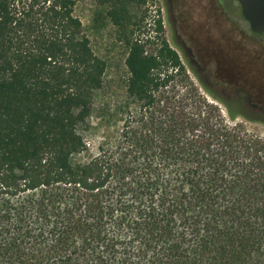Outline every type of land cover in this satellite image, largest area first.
Wrapping results in <instances>:
<instances>
[{"label":"trees","instance_id":"trees-1","mask_svg":"<svg viewBox=\"0 0 264 264\" xmlns=\"http://www.w3.org/2000/svg\"><path fill=\"white\" fill-rule=\"evenodd\" d=\"M92 1L124 34L138 107L94 154L75 126L104 65L77 0H0V264H264V136L236 118L264 120L167 91L177 53L125 32L147 0Z\"/></svg>","mask_w":264,"mask_h":264},{"label":"rangeland","instance_id":"rangeland-1","mask_svg":"<svg viewBox=\"0 0 264 264\" xmlns=\"http://www.w3.org/2000/svg\"><path fill=\"white\" fill-rule=\"evenodd\" d=\"M168 7V0H147L145 5L131 9L132 24L125 31L126 35L139 39L147 55H156L161 40L167 39L163 34L155 32V21H163ZM107 11L106 6L92 0H77L75 6V15L80 19L83 32L90 42V52L104 65V73L94 86L91 113L75 126L77 135L81 137L90 154H94L98 143L115 137L120 132L123 122H131L138 112V107L126 94L129 75L125 65L128 53L125 37L112 24ZM239 31L238 77L228 78L227 91L223 85L225 82L220 81H217L213 90L225 89L228 94L225 100L229 103L230 113L264 120V46L257 43L258 41L249 40L248 29L242 22ZM163 32L166 33V29H163ZM179 60L185 70V78L175 77L167 85V91L171 90L172 86H177L176 89L181 93L193 85L205 99L218 105L223 114L228 116L226 107L212 97L202 80L197 79L182 60ZM160 70L165 75L171 72V68L167 69L163 64ZM233 98H237L239 103L233 101ZM236 121L244 123L250 131L264 136V123L248 122L242 116H237ZM46 127L47 123L44 122L40 132L44 134Z\"/></svg>","mask_w":264,"mask_h":264},{"label":"flooded vegetation","instance_id":"flooded-vegetation-1","mask_svg":"<svg viewBox=\"0 0 264 264\" xmlns=\"http://www.w3.org/2000/svg\"><path fill=\"white\" fill-rule=\"evenodd\" d=\"M168 3L161 34L167 38L169 48L202 80L211 95L227 102L226 81L238 77L240 24L246 25L249 40L263 46L264 26L262 31L250 26L240 0H168ZM217 81L225 82L222 84L226 91L213 90ZM232 100L239 103L237 98Z\"/></svg>","mask_w":264,"mask_h":264},{"label":"water","instance_id":"water-1","mask_svg":"<svg viewBox=\"0 0 264 264\" xmlns=\"http://www.w3.org/2000/svg\"><path fill=\"white\" fill-rule=\"evenodd\" d=\"M246 20L256 31L264 26V0H240Z\"/></svg>","mask_w":264,"mask_h":264}]
</instances>
